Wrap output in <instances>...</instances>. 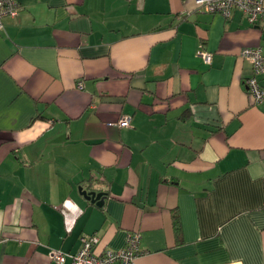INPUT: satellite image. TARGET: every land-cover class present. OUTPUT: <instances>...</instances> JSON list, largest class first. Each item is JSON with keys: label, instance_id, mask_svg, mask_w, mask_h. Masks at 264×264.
<instances>
[{"label": "crops", "instance_id": "1", "mask_svg": "<svg viewBox=\"0 0 264 264\" xmlns=\"http://www.w3.org/2000/svg\"><path fill=\"white\" fill-rule=\"evenodd\" d=\"M16 2L0 28V264L129 232L134 264H264V108L239 55L264 30L194 0Z\"/></svg>", "mask_w": 264, "mask_h": 264}, {"label": "built area", "instance_id": "2", "mask_svg": "<svg viewBox=\"0 0 264 264\" xmlns=\"http://www.w3.org/2000/svg\"><path fill=\"white\" fill-rule=\"evenodd\" d=\"M197 7L209 13H219L229 17L233 11L242 13L250 24H258L264 30V0H194ZM16 0H0V28L6 17H15L18 12ZM197 55L206 64L211 61V54L200 49ZM239 55L248 60L251 73L242 79L251 101L264 108V43L256 46L241 48ZM80 86V83H78ZM129 114L121 115L117 120L109 122L110 125L127 127L130 124ZM99 238L95 234H81L79 247L75 252L68 253L52 248L50 258L56 264H62L70 258L71 264H134L135 257L141 253L139 235L128 233L125 244L118 249H104L95 251Z\"/></svg>", "mask_w": 264, "mask_h": 264}, {"label": "water", "instance_id": "3", "mask_svg": "<svg viewBox=\"0 0 264 264\" xmlns=\"http://www.w3.org/2000/svg\"><path fill=\"white\" fill-rule=\"evenodd\" d=\"M80 192L87 198L90 199L92 202H95L97 205H102L104 202V197L105 194L104 192H96L94 190H86L82 189L81 187L79 188Z\"/></svg>", "mask_w": 264, "mask_h": 264}, {"label": "trees", "instance_id": "4", "mask_svg": "<svg viewBox=\"0 0 264 264\" xmlns=\"http://www.w3.org/2000/svg\"><path fill=\"white\" fill-rule=\"evenodd\" d=\"M171 218H172V225H173L174 234H175V240L177 242H180L182 240L181 226H180V218L176 210L172 211Z\"/></svg>", "mask_w": 264, "mask_h": 264}]
</instances>
